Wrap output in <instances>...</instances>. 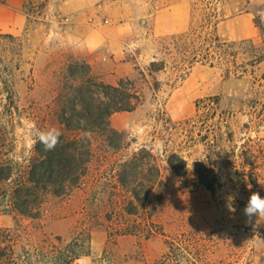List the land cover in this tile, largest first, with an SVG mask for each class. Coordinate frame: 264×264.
<instances>
[{
    "label": "rangeland",
    "instance_id": "obj_1",
    "mask_svg": "<svg viewBox=\"0 0 264 264\" xmlns=\"http://www.w3.org/2000/svg\"><path fill=\"white\" fill-rule=\"evenodd\" d=\"M187 1L191 18L184 34L190 26L197 34L203 26L212 31L206 4L223 19L251 14L241 22L240 36L253 30V39H234V30L224 25L216 30L222 42L236 44L234 63L186 64L185 73L176 74L169 61L166 72L150 76V63L154 58L170 60L165 48L172 50V37L183 33L158 36L148 18L143 24L135 22L126 41L127 69L111 72L106 50L89 57L90 63L96 58L95 75L104 74L103 79L113 84L131 78L143 95L142 106L115 114L112 126L128 134L129 149L122 154L152 149L161 160L167 189L156 223L162 234L149 239L110 237L109 221L118 218L124 194L111 167L96 160L90 168L96 181L88 194L50 198L39 221L26 220L9 211L6 201L0 202V228L19 224L24 230L22 246L31 251L21 260L24 264H264V217L249 220L243 214L250 192L264 196V0ZM59 2L29 1L23 29L0 28L1 153L18 168L26 165L38 130L57 127L54 112L73 88L66 72L71 55H77L73 20L60 13ZM176 52L173 49L174 57ZM79 59L90 65L84 57ZM227 68L232 71L229 77ZM209 99L213 109L204 111L203 103ZM94 146L100 155L121 159L101 140ZM172 155L186 161L183 177L165 163ZM201 161L219 179L214 194L194 173L195 163ZM71 252L83 255L68 262Z\"/></svg>",
    "mask_w": 264,
    "mask_h": 264
},
{
    "label": "trees",
    "instance_id": "obj_2",
    "mask_svg": "<svg viewBox=\"0 0 264 264\" xmlns=\"http://www.w3.org/2000/svg\"><path fill=\"white\" fill-rule=\"evenodd\" d=\"M4 1L0 0V3ZM211 10L215 12L211 4H206L209 14L206 20L212 31H204L206 27L203 26V31L197 34L191 26L188 33L172 37L177 57L173 56V49L165 48L164 54L170 60L154 58L148 69L150 76L166 72L169 61L171 71L176 74H184L186 69L183 66L186 64L191 67L200 62L215 67L217 60L221 64L235 62L233 49L236 44L220 40L216 30L222 17ZM2 36L0 34V38ZM79 58L78 54L71 55L66 72L73 88L65 97L64 104L54 112L58 121L56 128L62 133L55 149L45 150L37 138L26 165L18 168L13 161L4 159L0 142V202L6 201L9 211L26 220L39 221L50 198L88 194L96 181L90 168L98 160L102 166L111 167L116 185L124 194L118 218L109 221L107 231L110 237L114 234L149 239L162 234V228L156 223L167 189L161 160L152 149L143 148L122 154L129 149L128 134L112 126L115 114L131 113L142 106L143 95L133 79L122 78L116 84L108 83L102 74L95 75L93 67L80 62ZM231 72L230 68L226 69L227 77ZM213 104L214 101L209 99L202 108L210 111ZM204 138L209 140V135ZM97 140L105 143L106 149L116 156L121 155V159L97 153L94 146ZM217 141L210 145L214 147ZM165 163L177 176L186 174L184 158L172 155L165 159ZM194 173L208 191L214 194L219 190L217 174L206 161L195 163ZM23 231L19 224L12 229L0 228V264H24L21 260L31 254L26 244L22 246ZM70 254L68 262L83 255L78 252Z\"/></svg>",
    "mask_w": 264,
    "mask_h": 264
},
{
    "label": "crops",
    "instance_id": "obj_3",
    "mask_svg": "<svg viewBox=\"0 0 264 264\" xmlns=\"http://www.w3.org/2000/svg\"><path fill=\"white\" fill-rule=\"evenodd\" d=\"M52 0H5L0 3V28L8 32L23 29L27 23L26 3ZM58 8L63 16L71 18L73 24L72 41L76 53L90 63L89 57L106 50V66L111 72L127 69L125 59L127 40L132 34L137 20L143 24L149 19L153 31L158 36L168 33L182 34L190 24L191 7L187 0H59ZM250 13L221 19L219 26L234 30V39H253L255 31L240 36L242 21L250 19ZM191 27V26H190ZM190 29V28H189ZM184 34V33H183ZM104 55V54H103ZM94 58L92 66L95 64ZM93 67V66H92ZM104 76V74H102Z\"/></svg>",
    "mask_w": 264,
    "mask_h": 264
},
{
    "label": "clouds",
    "instance_id": "obj_4",
    "mask_svg": "<svg viewBox=\"0 0 264 264\" xmlns=\"http://www.w3.org/2000/svg\"><path fill=\"white\" fill-rule=\"evenodd\" d=\"M61 131L52 127L47 131L38 130L39 142L44 145L45 150H54L59 143ZM243 214L251 220L253 217H264V196L260 192L252 191L247 199Z\"/></svg>",
    "mask_w": 264,
    "mask_h": 264
}]
</instances>
